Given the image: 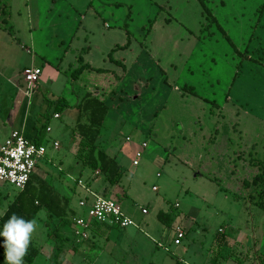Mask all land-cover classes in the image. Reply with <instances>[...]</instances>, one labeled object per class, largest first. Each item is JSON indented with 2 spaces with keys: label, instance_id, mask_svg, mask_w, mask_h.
Here are the masks:
<instances>
[{
  "label": "rangeland",
  "instance_id": "rangeland-1",
  "mask_svg": "<svg viewBox=\"0 0 264 264\" xmlns=\"http://www.w3.org/2000/svg\"><path fill=\"white\" fill-rule=\"evenodd\" d=\"M0 7L7 12L0 13V119L17 127L24 91L34 86L23 130L31 138L44 129L49 103L72 100L79 83L101 86L107 114L97 142L123 170L116 184L105 180L107 197L134 222L91 229L77 241L67 221L57 229L40 209L31 264H201L205 254L202 264H260L264 212L251 182L264 176V0H0ZM30 58L41 67L33 85L19 73ZM85 62L92 68L73 77ZM69 143L79 147L76 137ZM69 163L58 165L70 171ZM46 170L43 178L60 177L69 193L77 170L70 180ZM16 191L0 182V213ZM171 208L165 226L157 213ZM177 225L185 234L174 245Z\"/></svg>",
  "mask_w": 264,
  "mask_h": 264
},
{
  "label": "trees",
  "instance_id": "trees-1",
  "mask_svg": "<svg viewBox=\"0 0 264 264\" xmlns=\"http://www.w3.org/2000/svg\"><path fill=\"white\" fill-rule=\"evenodd\" d=\"M0 13L4 16L7 14L5 8L1 7ZM3 21L5 20L3 19ZM85 68H90V66L87 64H81L73 72V77H77ZM62 109L63 107L56 108L57 111H61ZM106 112L107 106L104 104L103 100H98L96 97L91 96L84 98L80 104H78V115L76 120V128L79 136L78 145L81 152L80 158L82 161V168H89L90 170L97 169L109 184H116L122 176V166L115 160V158L108 156L103 150L98 149L95 143ZM45 118H47V116H45ZM35 180L36 178L32 175L25 187L18 191L14 200L4 212L3 218L0 219V223L7 220V218L13 213L22 216L25 219L36 218L40 209H44L47 218H52L57 221H55V227L57 229L59 226L66 224L67 222L70 224V218H68L67 214L68 199L56 194L53 188L45 181L39 179ZM35 183H38V186H36ZM243 183L248 186L246 181ZM251 184L260 187L257 205L264 212L263 174H255ZM171 210L172 209L168 212L160 210L157 213L159 221L165 226H169L171 223ZM103 226L104 225H94L92 233L96 234L99 233L101 229L104 230ZM57 237L61 244L67 241V238L61 236ZM58 251H60V247L55 246L54 252L50 256L51 262H55ZM38 253L39 250L36 244L30 242L27 254L24 257V264H31ZM259 259L261 261L260 264H264V253L259 255Z\"/></svg>",
  "mask_w": 264,
  "mask_h": 264
},
{
  "label": "crops",
  "instance_id": "crops-1",
  "mask_svg": "<svg viewBox=\"0 0 264 264\" xmlns=\"http://www.w3.org/2000/svg\"><path fill=\"white\" fill-rule=\"evenodd\" d=\"M8 31H10V30H8ZM22 48L25 50V45L22 46ZM25 52L28 54L30 53L29 50H27V49L25 50ZM79 59H81V57ZM44 60H46V59H44ZM82 64H87L88 66H90L87 62L82 63ZM30 66L41 68L40 66L35 65L33 58H30L29 66H24L19 71L20 78L23 82H25V81L23 80L22 72L25 68L30 67ZM91 68L92 67L90 66V69ZM85 69H83L82 72L76 77L77 79L81 78V75L83 74ZM110 77H112V76H110ZM118 78H119V76H118ZM11 82H12L11 83V85H12L13 81H11ZM27 84H29V83H27ZM30 85H33V84H30ZM85 86H86L85 83L84 84L79 83V85H78L79 90H76V93H73L74 97L72 98V100L68 99V98H67L68 99L67 100L63 96H60L56 101L49 103L48 108L51 107L52 112H48L46 110L42 114L43 119H44V122L42 125L44 126V124H45L44 129L43 130L41 129L39 131L38 130L35 131L33 133V137H31V138L26 137L24 135L23 130L25 128V123H26V120L28 117L27 115H28V109L30 106V100L35 93L34 89H36V88L34 86L32 89L30 88V90H29L26 88L25 89L26 91H24L25 105H23V110L21 113L23 116H22L21 122L17 125V127H14L13 129L12 128L9 129L6 126V122H4L0 119V138H3L5 136L4 137V139H5L11 131L17 130V131L21 132L26 138L33 140L36 143L45 144L44 142H46V144H47V142H48V144H50V145H47L48 148H47L46 155L37 162L36 167L41 162L42 163L44 162L45 164H49L50 166H46L45 169H43V171H39V172L36 171L37 173H35V170L37 169V168H35L33 175L36 178V180L37 179L43 180L47 184H49V186H51L53 188L54 192L56 194H58L60 197H64V198L68 199V210H67L68 218H70V216L73 214H78V213L82 212V210L78 207V200L81 199L82 197H89V192H96L98 195H102L104 197L110 196V193L108 192V190L106 188V185L108 183L105 181L104 176L102 175V178H100L98 180V178H94V176L90 175L88 170L82 168V161L80 158L81 152L79 150V147L77 146V148H75V150H72L73 147H72V149H69L67 147L70 144L69 142H70L71 137H74V138L76 137L79 140V136H78L77 128H76V125H77L76 120H77V115H78V104H80V102L84 98L91 97V96L96 97L98 100H101V101L103 100V102L106 100L105 97H103V95L98 93L100 91L101 92L103 91L102 89L99 91L101 86L94 85L90 89L89 88L86 89ZM17 87L20 89V84H17ZM92 92H95L96 94L92 93ZM105 95H106V93H105ZM61 99H63V101ZM104 104L107 106V104L105 102H104ZM57 107H63V109L61 111H57L56 110ZM55 114H57L58 116L55 117L54 116ZM106 114H107V112H106ZM45 116H47V118H45ZM105 117H106V115H105ZM105 117H104V119H105ZM104 119H103V121H104ZM54 121L56 122L55 127L52 125V122H54ZM102 124H103V122H102ZM101 127H102V125H101ZM53 131L56 132L55 135L53 134ZM99 133H100V131H99ZM99 133H98V136H99ZM98 136H97V138H98ZM97 138L95 141L97 148L103 150L108 156L113 157L116 160V155H113V156L109 155L106 148L104 149L98 144ZM128 139L129 138H127V140ZM54 142L57 143L56 146H54ZM142 143H141V147H142ZM145 147H146V145H145ZM109 148L112 149L111 147H109ZM138 151L139 150H137L136 152H138ZM136 152H135V154H136ZM65 161L70 162L68 165V167L70 168V171H66V170L64 171V169L58 165L60 163L62 164ZM48 168H54V170L56 169V171H57L56 175L63 174V176L67 177V179H69V180L71 178V174L73 173V171L77 170V176L75 177V179L71 178L74 180V181H72V186H70V187L67 186L69 193L66 192L64 194V191L62 189L61 184L59 185V183H61V182H59L60 177L58 179L54 178V180H53L54 184L53 183L50 184L48 181L45 180V178H43V175H45V173L47 172L46 169H48ZM78 180H81L82 183L78 184ZM35 184H36V186H38V183H35ZM83 185L85 186V188L83 187ZM18 191H19V189H17L16 193L13 194L11 200L7 204L3 213L7 210L9 204L14 200ZM71 191L73 192V194H76V193L78 194L77 199H73ZM122 194L126 195V193H122ZM107 198H110V197H107ZM142 208L147 209V207L142 206L140 208V212H141ZM165 212H168V211H165ZM147 213H148V210H147ZM172 217H173V215H172ZM68 225L70 227L71 224H68ZM181 227L183 228L182 225H181ZM125 228H127V227H125ZM106 229H108V228H106ZM106 229H104V230L101 229L99 232H103ZM183 230H184V228H183ZM172 234H173V230H172ZM171 237H172V235H171ZM204 260H206V254L203 256L202 263Z\"/></svg>",
  "mask_w": 264,
  "mask_h": 264
},
{
  "label": "built area",
  "instance_id": "built-area-1",
  "mask_svg": "<svg viewBox=\"0 0 264 264\" xmlns=\"http://www.w3.org/2000/svg\"><path fill=\"white\" fill-rule=\"evenodd\" d=\"M40 73V68L30 66L23 70L22 77L26 83L34 84ZM56 145L57 143L54 142V146ZM145 145L143 142L142 148ZM46 152L47 148L44 144L26 138L17 130L11 131L0 144V182L22 190L33 175L37 162L46 155ZM140 155L139 151L136 152L133 165L138 164L137 159ZM81 183V180H78V184ZM83 187L85 188L84 185ZM152 189L156 190V187L152 186ZM78 207L82 212L70 216L71 233L77 241L85 239L94 225L120 228L134 225L133 219L122 210L117 201L98 195L96 192H89V197L79 199ZM141 213L147 214V209L142 208ZM184 234L183 228L177 225L173 229L171 242L178 245Z\"/></svg>",
  "mask_w": 264,
  "mask_h": 264
},
{
  "label": "clouds",
  "instance_id": "clouds-1",
  "mask_svg": "<svg viewBox=\"0 0 264 264\" xmlns=\"http://www.w3.org/2000/svg\"><path fill=\"white\" fill-rule=\"evenodd\" d=\"M3 216L0 213V219ZM39 226L38 219H25L15 213L0 223V264H24L33 233Z\"/></svg>",
  "mask_w": 264,
  "mask_h": 264
}]
</instances>
